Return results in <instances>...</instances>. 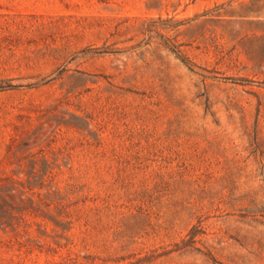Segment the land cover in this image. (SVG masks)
Returning a JSON list of instances; mask_svg holds the SVG:
<instances>
[{
    "label": "rangeland",
    "instance_id": "374dc122",
    "mask_svg": "<svg viewBox=\"0 0 264 264\" xmlns=\"http://www.w3.org/2000/svg\"><path fill=\"white\" fill-rule=\"evenodd\" d=\"M0 264H264V0H0Z\"/></svg>",
    "mask_w": 264,
    "mask_h": 264
}]
</instances>
